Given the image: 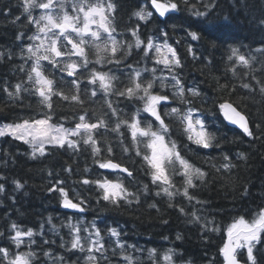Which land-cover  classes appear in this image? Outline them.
<instances>
[{"label":"snow or ice","instance_id":"6c2138e0","mask_svg":"<svg viewBox=\"0 0 264 264\" xmlns=\"http://www.w3.org/2000/svg\"><path fill=\"white\" fill-rule=\"evenodd\" d=\"M147 2L150 3L151 9L155 10V14L161 18L180 11L181 3L190 15L205 20L216 8L214 0H198L197 3H192L191 0H147ZM201 7L204 10H201ZM37 8L40 14L34 16L33 10ZM23 9L27 14L28 22L35 28V31L28 36L31 43L21 47V58L31 61L27 72V82L31 87L26 88L23 83H17L11 87L6 85L0 90L13 101H23L25 93L37 97V106L41 111L35 116L21 117L17 121L0 125V137L10 136L13 140L28 145L32 150L33 159L37 156H46L50 148L67 147L74 152H80L83 145V150H90L93 163L99 169L117 172L118 175L115 180L105 176L94 180L82 178L78 182L86 186L95 185L100 191L98 202L102 200L115 208L123 205H141V196L129 190L119 175L124 174L130 181L135 182L134 170L110 158L114 154V147L106 136L103 138V144L98 139L101 129L110 131L118 138V144L123 153L127 155L134 150L135 156L139 157L148 169L145 174L150 179L151 187L145 183L139 189L140 192H143L145 196L166 198L167 207L173 208L183 216H191L188 221L190 224H198L205 231L219 232L221 229L215 226L214 221L205 219L201 223L202 217L198 214L199 210L195 209V205L206 204V201L195 195V190L207 184L209 172L190 161L184 154V149L199 156L201 153L189 145L208 150L220 148V143L216 135L208 130L206 121L201 118V110L193 106L197 99L203 98V91L197 86H187L180 78L179 72L186 66L185 59L180 54L179 48L169 42L171 38L167 31L160 29L155 37L149 36L144 40L141 39L140 23L136 26H128L134 44L128 43L127 50L123 55H119L124 45L113 35L116 32L114 13L117 7L112 0H108L107 4L103 0H95L94 3L92 0H24ZM133 15L138 22L147 23L154 16V12L143 7L135 11ZM261 23H264V20ZM171 27L175 29L176 26ZM185 31L187 38L184 41L178 39L176 44L183 42L185 51L193 61L199 60L204 67L213 66L214 61L211 56L218 47H221L220 42L216 38H210L208 45L213 52L207 55L201 53L197 56L188 38L190 41H200L203 38L201 30L187 28ZM24 35L21 33L16 39L22 41ZM133 47L142 53L140 59L150 60L153 67L140 69L128 64L127 67L132 70L127 74V83L119 88L114 83L118 77L111 75L108 71L92 67L88 70L86 79L87 84L93 87L82 88L80 78L85 76L83 69H87L90 64L121 65L127 57L133 55ZM90 49L94 52L90 53ZM254 51L258 55L243 53L239 47L228 45L223 61L224 71L231 73L233 79H237L241 78L238 68L249 70L259 94L264 97V77L257 79L254 75L257 69L253 67L258 57L264 58V48ZM92 55L95 59H90ZM0 57H3V53H0ZM12 58L13 54L9 53L8 59ZM42 62H47L53 69L64 74L61 77L63 86H57V82L50 78V73L45 74V64ZM260 63L259 70L264 71V59H261ZM157 66H162L159 70L167 71L169 75H157ZM20 70L24 71L23 65L20 66ZM249 73L244 75L247 76ZM213 78L216 80L217 91L229 89L231 93L237 90L235 84H231L230 87L228 81L220 83V77ZM97 84L99 90L103 92V98L99 102L106 106L111 117L115 118L114 125L108 113L101 111L97 115L96 110L92 109L93 116L89 117V109L84 107L89 101L98 102L93 99L98 95ZM157 85L159 91H156ZM239 87L250 92L254 90L253 85L250 82H244L242 78ZM165 89L171 91V96ZM112 96L130 101L135 111H130L123 117L120 116V109L115 107L113 100L110 99ZM53 97H58L60 101L73 107L75 119L69 126H65L63 122L53 121L55 111ZM246 98L243 97V99ZM169 101L172 103L170 104ZM75 106H79L78 112L75 111ZM217 108L223 119L237 126L244 136L250 139L264 137V133L261 136L256 135L249 118L229 100H222L217 104ZM165 117L175 122L178 131L183 134L189 144L181 147V144L172 138L170 134L172 124L166 121ZM261 128L262 125L256 123V131L259 132ZM129 139L130 146L125 143ZM142 148L144 151L141 150ZM104 152L107 155H103ZM236 155L238 159H247V155L243 152ZM222 159L224 163L219 167L213 164L212 167L216 172L221 173V179H224L223 173H230L235 165L226 153H222ZM65 171L71 172V169L66 168ZM84 171L88 172V169L85 168ZM177 177L179 180L176 179ZM197 181L200 183L198 184ZM14 183L17 189L22 187L18 181ZM63 183L62 180H56L48 191L59 193L61 207L83 213L86 210V201L70 198L68 191L61 186ZM4 191V186L0 185V192ZM178 196L193 205L191 212L187 211L182 203H175ZM148 207L160 211L157 202L149 203ZM51 223L50 217L49 224ZM81 223L78 221L73 224L69 220L63 225L68 228L71 239L67 244L62 242L60 246L69 251L84 254V264H102L109 259L107 256L109 249L113 255L117 254L118 249L124 264H137V258L127 252V249L134 246L123 242L120 230L107 224L102 228L95 222L81 227ZM163 223L167 224L168 221L164 220ZM209 225L212 226L209 227ZM52 230L56 231L55 225L52 226ZM223 231L225 240L219 248L223 264H241L238 259L240 250L246 251V264H259L258 245H264V208L259 209L251 220L244 216L234 218ZM42 233L43 225L41 233H37L31 228L22 230L16 223H12L9 226L7 239L18 251L13 253L8 247H0V264H34L36 252L19 251V249L26 242L31 249L32 245L37 243L34 237ZM4 235L5 233L0 232V236ZM177 239H181L179 233ZM44 243L48 241L45 240ZM147 251L153 264H158L156 250L148 249ZM43 254L49 258L52 256L48 251H44ZM174 254L173 249H168L162 256L164 264H174ZM55 260L62 262L63 257H55L53 264Z\"/></svg>","mask_w":264,"mask_h":264},{"label":"trees","instance_id":"16d2710c","mask_svg":"<svg viewBox=\"0 0 264 264\" xmlns=\"http://www.w3.org/2000/svg\"><path fill=\"white\" fill-rule=\"evenodd\" d=\"M92 2L94 3L95 0ZM103 2L107 4L108 0ZM112 2L117 7L114 13L116 32L113 35L124 45L119 55H123L127 50L128 43L134 44L128 26H136L140 23L141 39L144 40L149 36L155 37L160 29H164L171 38L169 42L179 48L180 54L185 59L186 66L179 72L180 78L187 86H197L203 91V98L197 99L193 106L201 110V118L206 121L208 130L216 135L220 148L203 150L197 149L195 145H189L201 155H193L187 149H184V154L194 164L209 172L207 184L195 190V195L206 201L205 205H195V209L199 210L198 214L202 217L201 223L205 219L214 221L215 226L221 230L205 231L198 224H190L188 221L191 216H183L173 208L167 207L166 198L145 196L140 192L139 189L145 183L151 187L150 179L145 174L148 169L143 161L135 156L134 150L127 155L124 154L119 147L118 138L110 131L101 129L98 139L103 144V138L106 136L114 147V154L110 158L134 170L135 182L130 181L124 174L119 175L129 190L141 196V205H123L115 208L102 200L98 202L100 191L95 185L86 186L78 182L82 178L94 180L105 176L115 180L118 175L115 172L99 169L93 163L90 150H83V145L80 152H74L67 147L50 148L46 156H37L33 159L32 150L28 145L13 140L10 136H4L0 138V185L5 189L4 192H0V232L5 235L0 236V247H8L13 253L18 251L7 239L9 226L12 223H16L22 230L31 228L37 233H41L43 225V233L34 237L37 243L29 249L26 242L19 251L36 252L34 264H53L55 257H63L62 262L55 260V264H84V254L60 246L62 242L67 244L71 239L68 228L63 227L71 220L73 224L82 222L81 227L95 222L102 228L105 224L117 228L122 233L123 242L134 246L127 249V252L137 258V264H153L152 259L148 257V249L156 250L158 264H164L162 256L168 249L174 250V264H223L219 254V248L225 240L223 230L234 218L244 216L251 220L259 209L264 208V137L250 139L244 136L240 130L224 121L217 108V104L222 100H229L249 118L257 136L264 133V97L259 94L256 82L252 80V73L247 69L238 68L244 82L253 85L254 90L250 92L239 87L241 78L233 79L231 73H225L223 63L228 45H235L241 52L253 55H258L255 49L264 48V23H261L264 20V0H214L216 8L207 20L190 15L181 3L180 11L170 13L165 18H158L154 14L147 23L138 22L133 15L139 8L146 7L151 10L147 0H112ZM191 2L197 3L198 0ZM23 4L24 0H0V53H3V57H0V89L17 83H23L26 88L31 87L27 82L31 61L21 58V47L31 43L28 36L35 31V28L28 22ZM201 10L204 9L201 7ZM32 14L38 16L40 10L34 9ZM172 25L176 26L175 29L171 27ZM187 28L201 30L203 38L200 41H190L188 38L197 56L201 53L207 55L213 52L208 45L210 38H216L220 42L221 47H218L211 56L214 61L213 66L204 67L199 60L193 61L185 51L184 43L176 44L178 39L184 41L187 38L185 31ZM21 33L25 34L22 41L16 39ZM89 51L94 52L93 49ZM132 52L133 55L127 57L121 65L90 64L87 69H83L85 76L80 78L82 88L93 87L87 84L86 79L87 72L92 67L108 71L118 77L114 81L118 88L127 83V74L132 70L127 67L128 64L140 69L153 67L150 60L140 59L142 53L139 50L133 47ZM9 53L13 54L12 59H8ZM90 59H95L94 55L90 56ZM261 59L264 58L258 57L253 65L257 69L254 73L257 79L264 77V71L259 70ZM42 63L45 64V74L50 73V78L57 82V86H63L61 77L64 74L53 69L47 62ZM21 65L24 66V71L20 70ZM157 67V75H169L167 71L159 70L162 66ZM245 73L249 74L245 76ZM214 76L220 77V83L228 81L230 87L231 84H235L237 90L231 93L229 89L217 91ZM96 88L98 95L93 99L98 102L89 101L84 105L89 109L88 116H93L92 109L96 110L97 115L101 111L106 112L114 125L115 118L111 117L107 107L99 102L103 98V92L99 90L98 84ZM159 90L157 85L156 91ZM165 91L171 96L170 90L165 89ZM243 97L247 98L243 99ZM110 99L113 100L114 106L120 109L119 114L122 117L130 111H135L130 101L116 96ZM53 100L55 101L53 121L63 122L65 126H69L75 119L73 107L60 101L58 97H53ZM36 101L37 97L29 96L27 93L24 94L23 101H13L0 90V109H2L0 122L11 123L21 117L37 115L41 109ZM169 103L171 104L172 101ZM75 111H79V106H75ZM165 119L172 124L170 133L172 138L176 139L181 147L189 144L178 131L175 122L168 117ZM256 123L262 125L259 132L256 131ZM125 143L130 146L131 140ZM141 150L144 151L143 148ZM239 152L245 153L247 159H238L236 154ZM222 153L228 154L235 165L230 173H223L224 179H221V173L216 172L212 167L213 164L219 167L224 163ZM102 154L107 155L106 152ZM213 157L216 159H212ZM66 168H70L71 172L65 171ZM85 168L88 172L84 171ZM176 179L179 180V177ZM56 180L64 182L61 186L68 191L70 198L86 201V210L83 213L61 207L59 193L48 191ZM16 181L22 185L20 189L15 187ZM152 202L158 203L159 212L148 207ZM175 203H182L189 212L193 210V205L181 196L176 198ZM50 217L51 224H49ZM164 220L168 223H163ZM53 225L56 226V231L52 230ZM178 233L181 236L179 240ZM45 240L48 243H44ZM258 247L260 248V252L257 253L259 264H264V245ZM44 251L50 252L52 256L45 257ZM116 251L117 254L113 255L109 249L107 252L109 259L102 264H124L120 259L119 250ZM240 252L238 259L246 264V251L240 250Z\"/></svg>","mask_w":264,"mask_h":264},{"label":"water","instance_id":"95a60500","mask_svg":"<svg viewBox=\"0 0 264 264\" xmlns=\"http://www.w3.org/2000/svg\"><path fill=\"white\" fill-rule=\"evenodd\" d=\"M153 11H154V13H155V10L153 9ZM157 16H158V14H156ZM159 17V16H158ZM159 18H161V17H159ZM229 126H231V127H233V128H235V129H237V130H240L237 126H235V125H232V124H229L227 121H225ZM241 131V130H240ZM242 132V131H241ZM223 259V258H222ZM241 264H243L242 262H241Z\"/></svg>","mask_w":264,"mask_h":264},{"label":"rangeland","instance_id":"374dc122","mask_svg":"<svg viewBox=\"0 0 264 264\" xmlns=\"http://www.w3.org/2000/svg\"><path fill=\"white\" fill-rule=\"evenodd\" d=\"M145 75H149L148 73H145ZM4 124H6V123H4V122H0V125H4ZM1 138V137H0Z\"/></svg>","mask_w":264,"mask_h":264}]
</instances>
